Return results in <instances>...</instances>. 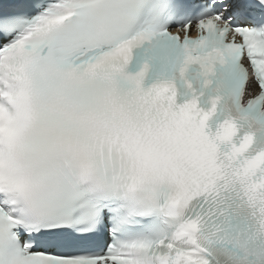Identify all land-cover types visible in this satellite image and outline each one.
<instances>
[{"label": "snow or ice", "instance_id": "obj_1", "mask_svg": "<svg viewBox=\"0 0 264 264\" xmlns=\"http://www.w3.org/2000/svg\"><path fill=\"white\" fill-rule=\"evenodd\" d=\"M0 264H264V0H0Z\"/></svg>", "mask_w": 264, "mask_h": 264}]
</instances>
